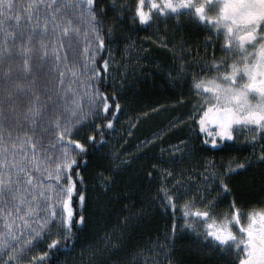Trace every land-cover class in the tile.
Here are the masks:
<instances>
[{"label": "snow or ice", "instance_id": "1", "mask_svg": "<svg viewBox=\"0 0 264 264\" xmlns=\"http://www.w3.org/2000/svg\"><path fill=\"white\" fill-rule=\"evenodd\" d=\"M109 14L119 23L109 25ZM185 18L210 33L209 46L222 38L199 70L182 41L159 35L152 41L171 53V64L159 66L167 82L196 97L191 110L170 121L175 128L191 120L189 132L162 146L160 161L135 171L139 156L108 153L96 178L120 210L89 242L87 264H109L105 258L157 211L164 228L149 248H158L167 264H176L171 251L183 239L226 264H264V196L247 205L234 198L240 176L256 169L264 175V0H0V264H49L51 250L75 239L77 224H89L94 204L100 213L108 209L85 173L90 156L109 143L106 134L115 131L121 100L135 84L133 61L141 56L125 33L167 20L180 27ZM129 21L133 27L124 28ZM121 42L118 61L113 46ZM134 127L130 122L127 136ZM162 136L145 138L136 150ZM176 153L203 158L194 193L181 191V173L164 166ZM221 200L227 210L217 212ZM41 241L47 250L27 256ZM233 251L237 258L229 260Z\"/></svg>", "mask_w": 264, "mask_h": 264}, {"label": "trees", "instance_id": "2", "mask_svg": "<svg viewBox=\"0 0 264 264\" xmlns=\"http://www.w3.org/2000/svg\"><path fill=\"white\" fill-rule=\"evenodd\" d=\"M111 2L121 5L131 3V0H106V3ZM106 22L112 26L119 23L111 14L107 17ZM175 24V21L167 20L157 22L150 28L141 26L139 30L125 33L126 36H131L135 42L136 51L141 56L140 60L133 61V64L139 65L138 71L132 77L135 84L128 89L125 98L121 100V111L117 114V119L114 120L115 131L109 130V133L106 134L109 143L90 156L89 168L85 173L94 197L99 202L107 203L108 209L104 213H100L95 209L94 204L89 209V224L87 226L77 224L74 230L76 232L75 239L67 243L61 240L60 247L51 250L48 257L49 264H87L86 248L89 242L95 239L104 228L115 222L120 205L118 202L110 200L111 192L107 196L104 195L96 178L100 167L106 165L110 151L113 149L118 152L127 151L130 155L139 156L140 159L135 161V168L132 170L135 171L160 161L162 146L175 144L177 137L188 134L189 129L187 126L191 124V120H186L175 128L171 127L170 121L174 122L191 110L196 97L187 87L178 89L167 82L166 77L159 71V66L161 64H171V53L168 49L153 44L152 41L156 39L157 35L172 42L182 41L186 45V51L192 57V62L197 70L201 65L211 60L213 46L216 49L220 47L214 45L213 40L211 41L212 46H209L207 38L210 33L207 30L192 27L187 18L180 22V27H176ZM123 27L130 28L133 26L129 21ZM149 37L152 39L149 40ZM122 47L123 42L113 46V52L118 61L121 60V56L117 48ZM141 47L144 49L143 51H140ZM217 54L221 55L219 51H217ZM130 56L131 54L128 58ZM131 67L132 65L129 66V71H131ZM144 69L148 70L147 75L142 74ZM105 83L106 86H110L112 84L111 78ZM181 93H183V100L178 103L177 97ZM130 122H135V127L132 128V135L127 136ZM162 132L163 136L160 139L147 145L139 152L136 150V146L140 141L153 135H160ZM205 155L211 157L213 154L206 153ZM176 156L177 160L172 165L166 164L164 166L174 167L175 171L181 173L184 178L183 183L187 185L186 178L191 177L192 179L194 171L202 170L203 158L198 155L193 157L186 155L183 159H180V153H176ZM163 158L168 159L167 153L164 154ZM215 159L220 162L219 155L215 154ZM256 171L253 170L238 178L239 182L236 186L234 198L241 205L250 204L264 196V175L257 176ZM123 175L124 173H121L116 177L117 184L114 186L115 188L121 186L120 182ZM150 187L155 189L156 184L153 183ZM176 187L178 186L176 185ZM185 190V188H181V191ZM136 202L139 204V200ZM215 210L217 212L226 211L227 203H222ZM164 222V218L158 211L147 216L131 232L122 250L112 253L110 258L106 257L105 259L109 261V264L115 261H120V264H142V261H146L144 256H147L148 259L153 258L156 264H167V258L163 254H158L160 253L158 248H149L150 242L155 241L157 236L163 232ZM139 248H143L144 251H137ZM44 250L47 249L44 247ZM171 256L175 259L176 264H226L224 257L212 252L210 249L204 250L202 253L198 252L186 239L177 242L176 247L171 251ZM228 259L236 260L235 257H230V255Z\"/></svg>", "mask_w": 264, "mask_h": 264}, {"label": "rangeland", "instance_id": "3", "mask_svg": "<svg viewBox=\"0 0 264 264\" xmlns=\"http://www.w3.org/2000/svg\"><path fill=\"white\" fill-rule=\"evenodd\" d=\"M77 135L82 136L83 135V131H81ZM256 172H257L256 173L257 176H259V175L262 176L260 170H257ZM256 175H254V176H256ZM186 179H187L188 184L186 185V188L185 189L186 190L187 189H190L191 192L194 193L196 191V189H197V186L200 185V181H201L200 175L193 176L192 179H191V177H189V178L187 177ZM177 186L179 187V185H177ZM222 203L225 204V203H227V201L226 200H221L218 203V205H217L216 208H218ZM220 209H221V207H220ZM44 247H45V243H44V241H41L40 243H37L35 245V247L32 248V250L30 252H28L26 255L30 257L31 255L35 254L36 252H38V251H40L42 249L44 250ZM159 252H160V250H159ZM231 255H233V257L237 258V256H236L235 253H231ZM144 257H145V260L146 261H142V264H153V261H154L153 258L152 259H148V258H146L147 256H144Z\"/></svg>", "mask_w": 264, "mask_h": 264}, {"label": "flooded vegetation", "instance_id": "4", "mask_svg": "<svg viewBox=\"0 0 264 264\" xmlns=\"http://www.w3.org/2000/svg\"><path fill=\"white\" fill-rule=\"evenodd\" d=\"M213 44L214 45H218L219 47H220V44H221V42H222V38H220V37H213ZM217 55H220V54H217ZM244 135H250V133H247V132H245V134ZM251 151V150H250ZM217 155H219L220 156V154H217ZM215 161L217 162V163H219L216 159H215ZM256 170H259V169H256ZM256 170H254V171H256ZM201 171V170H200ZM200 171H197V172H193V176H196V175H199V172ZM232 253H235L236 254V256H237V252L236 251H233ZM230 256L231 257H233V255H231L230 254Z\"/></svg>", "mask_w": 264, "mask_h": 264}]
</instances>
